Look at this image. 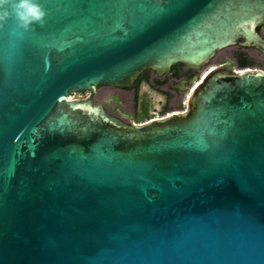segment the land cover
<instances>
[{
  "label": "water",
  "instance_id": "obj_1",
  "mask_svg": "<svg viewBox=\"0 0 264 264\" xmlns=\"http://www.w3.org/2000/svg\"><path fill=\"white\" fill-rule=\"evenodd\" d=\"M39 2L43 27L0 28V264H264L263 72L215 69L143 126L94 101L264 58V0Z\"/></svg>",
  "mask_w": 264,
  "mask_h": 264
},
{
  "label": "rangeland",
  "instance_id": "obj_2",
  "mask_svg": "<svg viewBox=\"0 0 264 264\" xmlns=\"http://www.w3.org/2000/svg\"><path fill=\"white\" fill-rule=\"evenodd\" d=\"M240 53L247 54L250 60L249 66L244 68L239 66L238 58ZM222 64H226V68L232 70L240 71L244 69H259L264 71V58L258 51L252 49L242 50L239 47H232L220 52L209 67L204 69L202 73L197 74L198 80L193 83L192 87L188 91L182 93L179 97L172 96L170 99H167L165 96L166 87H161L160 84L156 82V77L149 74L140 79L132 90H117L108 87L101 88L95 94L94 100L101 103L105 100V97H115L103 102L106 109L114 116L130 121L133 124H136V126L147 125L156 119L158 121H160L161 118L166 120L175 113H183L187 111L188 106L185 100L187 94L201 83V77L205 71ZM89 96V93L82 96L79 94H73L71 98L73 100H85ZM120 102L124 108H126L125 110L118 105Z\"/></svg>",
  "mask_w": 264,
  "mask_h": 264
},
{
  "label": "clouds",
  "instance_id": "obj_3",
  "mask_svg": "<svg viewBox=\"0 0 264 264\" xmlns=\"http://www.w3.org/2000/svg\"><path fill=\"white\" fill-rule=\"evenodd\" d=\"M46 16L39 0H0V28L14 18L18 28L35 31V26H44Z\"/></svg>",
  "mask_w": 264,
  "mask_h": 264
},
{
  "label": "flooded vegetation",
  "instance_id": "obj_4",
  "mask_svg": "<svg viewBox=\"0 0 264 264\" xmlns=\"http://www.w3.org/2000/svg\"><path fill=\"white\" fill-rule=\"evenodd\" d=\"M212 63H213V61H212ZM226 66H227L226 64H222V65H219L217 67V69L226 68ZM206 68L207 67H205L204 69H206ZM204 69H202L201 71H192V70H187L186 68H184L181 65H177V66L172 68L171 75L164 76L162 78H158L156 75L152 74L151 72H145L140 77V79L144 78L146 75H149V74L154 75L156 77V79H155L156 82H158L161 87H166L165 96L167 97V99H170L172 96L173 97H179L187 89H190L192 87L190 84L197 78V74L202 73V71H204ZM104 106H105V104H104Z\"/></svg>",
  "mask_w": 264,
  "mask_h": 264
},
{
  "label": "trees",
  "instance_id": "obj_5",
  "mask_svg": "<svg viewBox=\"0 0 264 264\" xmlns=\"http://www.w3.org/2000/svg\"><path fill=\"white\" fill-rule=\"evenodd\" d=\"M258 31H260V29H258ZM240 49H242V50H248V49H245V48H240ZM238 64H239V66L242 67V68L249 66V64H250V60H249L247 54H245V53H240V54H239ZM215 69H217V67H213V68H210V69H208L207 71H205V73H204L203 76L201 77L202 80L206 77V74H207V73H209L210 71H213V70H215ZM235 71H236L237 73H243V71H242V72H238V70H235ZM247 71H249V70H247ZM202 80H201L200 82H202ZM193 89H194V88H193ZM193 89H192V90H193ZM191 92H192V91H191ZM191 92H189V93L187 94V97H186V99H185L186 101H187V99H188V97H189V95H190ZM175 114H177V113H175ZM135 125H136V124H135Z\"/></svg>",
  "mask_w": 264,
  "mask_h": 264
},
{
  "label": "built area",
  "instance_id": "obj_6",
  "mask_svg": "<svg viewBox=\"0 0 264 264\" xmlns=\"http://www.w3.org/2000/svg\"><path fill=\"white\" fill-rule=\"evenodd\" d=\"M247 70H249V71H247ZM235 71V70H234ZM243 71V73L244 72H263L264 73V71L263 70H259V69H244V70H240V71H238V72H242ZM187 111H185V112H183V113H186ZM182 113V114H183ZM152 120H154V119H152ZM151 120V121H152ZM163 119L161 118V120L160 121H162Z\"/></svg>",
  "mask_w": 264,
  "mask_h": 264
},
{
  "label": "bare ground",
  "instance_id": "obj_7",
  "mask_svg": "<svg viewBox=\"0 0 264 264\" xmlns=\"http://www.w3.org/2000/svg\"><path fill=\"white\" fill-rule=\"evenodd\" d=\"M213 71H214V70H213ZM211 72H212V71H210L209 73H211ZM209 73H207L206 76H207ZM202 81H203V80H202ZM200 84H201V83H200ZM200 84H198L196 87H198ZM196 87H194V89H196ZM194 89H193L192 91H194ZM71 99H72V98H71ZM72 100H73V99H72ZM186 103H187V101H186ZM187 106H188V105H187ZM177 114H178V113H177ZM177 114H174V115H177ZM174 115H172V116H174ZM172 116H171V117H172ZM154 121H158V120L156 119V120H154ZM154 121H153V122H154ZM149 124H150V123H149Z\"/></svg>",
  "mask_w": 264,
  "mask_h": 264
}]
</instances>
